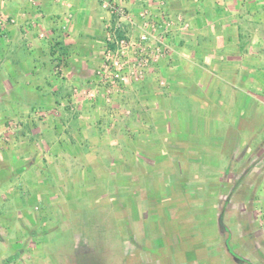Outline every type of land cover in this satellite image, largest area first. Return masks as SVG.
I'll return each mask as SVG.
<instances>
[{
  "label": "crops",
  "instance_id": "0c3cea01",
  "mask_svg": "<svg viewBox=\"0 0 264 264\" xmlns=\"http://www.w3.org/2000/svg\"><path fill=\"white\" fill-rule=\"evenodd\" d=\"M115 1L133 13L144 4ZM160 1L189 23L171 39L167 86L149 75L89 101L109 17L101 0H0V220L19 216L9 205L45 206L49 174L75 191L134 175L141 196L154 182L155 203H129L125 219L140 256L264 264V0Z\"/></svg>",
  "mask_w": 264,
  "mask_h": 264
},
{
  "label": "rangeland",
  "instance_id": "374dc122",
  "mask_svg": "<svg viewBox=\"0 0 264 264\" xmlns=\"http://www.w3.org/2000/svg\"><path fill=\"white\" fill-rule=\"evenodd\" d=\"M6 176L8 179L13 177L12 173H7ZM135 177L131 175L128 178L130 182L115 189L75 191L70 188L71 185L68 189L66 183H54L49 174L45 206H34L30 211L28 205L24 206L23 202L18 204L19 206L9 205L8 209L14 214L19 213V216H10L8 220L5 216L4 220H0V264L163 263V257L157 250L150 253L154 258L151 257L152 260L149 261V255L141 253L140 256L136 251V239H133V246L130 248L131 239L126 238V235L131 233L127 226L129 221L126 223L125 219L133 217L129 203L135 200L141 205L142 202L155 203L151 199V187L154 182H148L141 196V191L136 189L138 185ZM162 193L164 195L156 200L157 202L161 199L158 208L161 207L159 214L162 216L155 213L158 224L168 216L167 207L171 201L167 197L166 189ZM77 194L81 198H77ZM127 195L129 214L124 212L121 205L122 202L126 203ZM120 198L123 199L122 202ZM29 211L34 222L30 216L25 220ZM36 213L40 215V220L35 219ZM146 222L148 226L151 224L149 219ZM129 224L131 225V222ZM35 230L37 234H34ZM144 240L146 242V239ZM126 254L132 260L127 259Z\"/></svg>",
  "mask_w": 264,
  "mask_h": 264
},
{
  "label": "built area",
  "instance_id": "2783aa9c",
  "mask_svg": "<svg viewBox=\"0 0 264 264\" xmlns=\"http://www.w3.org/2000/svg\"><path fill=\"white\" fill-rule=\"evenodd\" d=\"M140 1L143 6L133 13L115 0H101V7L109 17L104 23L105 39L97 81L84 91L89 101H94L100 93L110 100L124 86L141 84L149 75L156 76L159 87L167 86L162 69L173 55L171 39L177 30L187 29L189 23L181 14L170 12L160 0ZM154 2L158 3L156 12L151 11ZM4 21L0 11V29ZM39 36L46 38L44 32ZM62 64L61 58L55 67L57 73Z\"/></svg>",
  "mask_w": 264,
  "mask_h": 264
}]
</instances>
